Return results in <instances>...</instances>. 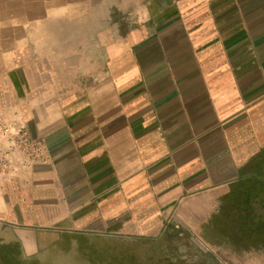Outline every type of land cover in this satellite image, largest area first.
<instances>
[{"label": "crops", "instance_id": "crops-1", "mask_svg": "<svg viewBox=\"0 0 264 264\" xmlns=\"http://www.w3.org/2000/svg\"><path fill=\"white\" fill-rule=\"evenodd\" d=\"M1 17L0 117L44 151L0 177V264H264V0L151 1L90 45Z\"/></svg>", "mask_w": 264, "mask_h": 264}, {"label": "rangeland", "instance_id": "rangeland-1", "mask_svg": "<svg viewBox=\"0 0 264 264\" xmlns=\"http://www.w3.org/2000/svg\"><path fill=\"white\" fill-rule=\"evenodd\" d=\"M151 1L155 4V0H0V12L4 14L0 16L4 21L7 17L10 21L18 17L21 27L25 29L32 23L38 28V25H43L46 21L52 31H66L69 37L73 36L69 38L71 41L82 40L90 45L93 35L99 34L100 41L103 42L108 34L120 35L130 27L137 28L138 22L134 19L147 16ZM171 252L168 247H149V255L156 253L163 256V260L148 264H252L249 259L256 256L248 254L241 259H236L235 256L228 259L218 247L206 245L200 240L190 246L187 240L183 242L179 255H170ZM167 255L172 256L174 261Z\"/></svg>", "mask_w": 264, "mask_h": 264}, {"label": "built area", "instance_id": "built-area-1", "mask_svg": "<svg viewBox=\"0 0 264 264\" xmlns=\"http://www.w3.org/2000/svg\"><path fill=\"white\" fill-rule=\"evenodd\" d=\"M43 145L33 139L25 126H18L0 117V177L10 172L15 155L29 161L42 156Z\"/></svg>", "mask_w": 264, "mask_h": 264}, {"label": "bare ground", "instance_id": "bare-ground-1", "mask_svg": "<svg viewBox=\"0 0 264 264\" xmlns=\"http://www.w3.org/2000/svg\"><path fill=\"white\" fill-rule=\"evenodd\" d=\"M2 13L0 12V15H1ZM2 15H4V14H2ZM2 18V17H1ZM12 19V18H11Z\"/></svg>", "mask_w": 264, "mask_h": 264}]
</instances>
